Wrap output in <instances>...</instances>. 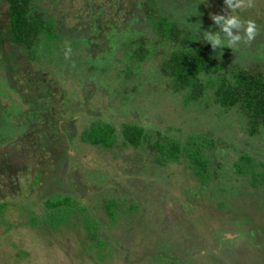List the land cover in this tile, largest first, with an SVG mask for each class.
Masks as SVG:
<instances>
[{
	"label": "rangeland",
	"instance_id": "obj_1",
	"mask_svg": "<svg viewBox=\"0 0 264 264\" xmlns=\"http://www.w3.org/2000/svg\"><path fill=\"white\" fill-rule=\"evenodd\" d=\"M38 1H42L40 3L42 6L57 13L56 18L60 17L58 30L62 32H54L51 36L42 38L38 48L40 56L34 55V63L26 64L22 73L20 67L23 65H19L21 63L15 61L16 65L12 64V71L7 65L0 63V148L5 147L2 151V154L7 155L5 162L9 165L18 162L21 169L25 164L24 169H28V175L21 171L11 177L14 187L30 185L34 177L32 171H36L35 163L39 162L40 158L42 161L41 165L38 164L40 173L46 166L53 171L57 169L51 159V152H45V148L30 141L29 131L32 130L28 129L29 134L25 135L27 129L24 132L25 128L22 127L24 124L21 116L29 105L24 104L20 95L30 93L26 85L33 78V74H38L39 71L44 74L45 79L51 81L50 84L55 85V92L52 94L57 95L54 98L55 105L60 103L57 110L61 109L62 112L66 108L67 113H72L65 114L66 118L59 119V123H66V119H75L79 131L74 136L79 134L78 139H86L83 135L85 130L83 126L91 120V117L85 116V111L91 112L90 115L94 119H100L101 116L114 126L120 125V128L133 119L146 126L151 123L150 126H154H149V129L154 133L157 132L156 129L163 132L168 130L167 125L170 123L174 126L171 130L174 135L179 134L177 127H181L186 133L214 130L216 135L225 137L233 131L225 128L220 132L213 127L212 122H209L212 118L208 113L198 115L196 118H200L199 122L193 118L192 121L184 123L182 117L185 116L186 110L182 105L183 93L164 90L166 81L156 78L158 58L144 62L138 70L128 71L120 67L124 66V62L119 65L115 61L119 56L115 54L112 62L109 60L100 63L104 69L95 72H86L87 69H83L85 61L96 62L99 54L105 57L107 52H113L110 47L108 49L107 41L104 46L95 49V56L92 53L83 56L85 51L82 47L88 46L87 35L101 44L110 35L111 26L117 27L114 36L121 33L120 29L123 26L141 32L150 30V26L144 23L145 19H142V16L139 18L136 14L140 9L137 3L141 0ZM197 1L204 4L210 18L212 15L228 18L233 14L225 0ZM232 3L235 4L236 0H232ZM245 3H248V0H245ZM254 3L255 7L245 11L237 10L235 14L245 21L251 20V17L254 19V16L264 21V0H254ZM161 5L162 9L164 8L163 12L173 11L176 17L184 21L192 16L190 11L191 15L181 14L184 12L182 2L178 8L167 3ZM188 25L192 27L195 24ZM236 31L233 29L234 34ZM81 36V42L75 43ZM258 40V37L254 38L250 45L241 42L233 50L227 47L222 51L217 50L220 55L227 54L235 60L252 63L261 60L259 57L263 54L260 49L257 51L252 47L259 44ZM221 42L223 44V37ZM164 43L169 44L168 41ZM103 48L108 49L107 52L101 51ZM19 58L22 60L21 55ZM35 63L40 66H37L39 71ZM97 66L99 67V63ZM142 81L144 82L141 84ZM9 82L12 83L11 86ZM125 83H139L140 90L143 89V94L132 95L137 109L133 112H130L133 107L120 97L117 98L121 100V105H126V108L108 106L111 104L110 97H113L109 90L118 88L116 91L126 96L122 88ZM102 86H105L107 91L104 89L102 91ZM211 92L210 89L209 93ZM204 100L203 98L200 100L202 102L198 100L192 103L189 108L196 111L204 104ZM63 103L67 104L66 107ZM209 110L213 112L212 108ZM118 112L120 114L117 118L110 116ZM233 115L234 113L230 111L228 119L234 118ZM35 122L37 124L33 129L39 130L38 135H41L37 140H43L41 138L46 135L47 128L37 118ZM69 125L68 122L60 126V130L65 131ZM234 131L236 132V125ZM230 136L232 133L227 137ZM241 136L247 137L245 141L249 143L262 146L264 152V138L249 137L243 133ZM48 142L50 149L53 141L48 139ZM71 146H73L71 151H74L78 160H82L83 164L88 166L85 168L88 172L84 177L90 180V189L88 190L86 182L80 180L81 194L68 193L70 200L61 198L66 202L54 208H47L39 199L37 200L40 191L36 187L25 188L26 190L28 188V197L21 196L23 194L20 192L13 194L14 189H11L10 195L0 196V264H264V183L254 184L251 182V176L239 174L235 169L234 158L237 154L235 150L227 149L224 156L217 155V158L224 160V166L220 169L221 179L219 181L213 178L211 184H208L209 187L203 186L205 192L207 189L210 192L205 194L199 191H202L199 178L194 177L188 169H184L181 161L177 163V159L167 165L157 166L154 176L149 174L151 169H148L150 170L148 174L145 173L147 177L139 181L137 177L126 176L124 173V170L129 169V163L122 165L116 162L118 157L113 154L121 153L120 149H106L110 154L107 157L102 156L104 155L102 150L93 154L91 145L76 146L74 143ZM79 147L82 151H79ZM40 151H43L44 157H40ZM128 151L137 153L141 149L133 147ZM147 155L148 150L144 158L151 162L153 159L147 158ZM49 159L52 160L50 166ZM125 159L127 157L123 158ZM181 159L186 160L182 156L179 160ZM103 164H115L117 168L108 169ZM133 165L130 164V168ZM78 169L83 170L82 166ZM60 177L62 178L61 174L57 177L54 174L51 181L56 182L55 179L62 181ZM33 181L37 182V177ZM71 181H74V178L69 179L67 175L63 177L64 185H69ZM220 184L223 188L219 187ZM216 185L218 189L214 191ZM113 187L117 195L121 193L123 197L125 196V202L132 200L139 202L140 212H128L120 218L115 215L108 218L102 205ZM44 188L49 191L56 190L50 183L43 184L42 190ZM191 190H196L197 194L189 196ZM53 194L47 197L50 198ZM220 200H225L226 205L219 207L217 204Z\"/></svg>",
	"mask_w": 264,
	"mask_h": 264
},
{
	"label": "trees",
	"instance_id": "obj_2",
	"mask_svg": "<svg viewBox=\"0 0 264 264\" xmlns=\"http://www.w3.org/2000/svg\"><path fill=\"white\" fill-rule=\"evenodd\" d=\"M41 2L38 0H0V63L7 65L10 70L12 64L16 65V61L21 63L19 64L20 66L23 65L20 67L22 73L26 64L29 62L34 63V55L40 56L38 48L42 38L51 36L54 32H62L58 30L60 17L57 19V13L51 8L42 6ZM161 3L164 5L165 1L141 0L140 3H137L140 9L136 14H138L139 18L142 16L141 18L145 19L144 23L150 26V30L141 32L123 26L120 29L121 33L114 36L117 27L111 26L109 28L110 35L105 38L104 44L108 41V49L110 47L113 52H107L105 57L99 54L96 62L92 60L91 62L90 60L88 62L85 61L83 69H87L86 72L104 69L100 63L109 62V60L112 62L115 54L119 55L115 61L119 65L124 62V66L120 67H124L128 71L138 70L144 62L158 58L159 68H157L158 75L156 78L166 81V89L164 88V90L183 93L182 105L185 107L184 110H186L185 116L182 117L183 122H190L193 118L199 122L200 118L196 117L208 113L210 118H212L209 122H212L213 127H216L220 132L225 130V128L232 129L233 131L229 132V134L232 133V136L227 137L229 134L226 137L216 135L214 130L186 133L183 132L181 127L176 128L179 134L174 135L171 132L174 128L171 123L167 125L168 130L163 132V130L156 129L157 132L154 133L149 129L154 125L150 126V123L146 126V124L140 123L135 119L120 128V125L119 127L114 126L113 123L105 121L101 116L100 119H94L90 115L91 112L87 111H85V116L87 118L91 117V120L83 126L85 129L83 135L86 136V139L76 142V139L71 134L69 137L67 133L64 136L77 145L83 146L87 144L93 146V154L102 150V153H104L102 156L109 157L110 154H108L106 149H120L121 153L113 154L116 158L118 157L116 162H120L122 165L129 163L128 168H130V164H134L132 166L133 169H140L138 175L142 177L141 180L145 179V176L147 177L145 173L148 174L150 171L148 169H151L149 174L154 176L157 166L167 165L177 159V163L181 161L184 169H188L194 177L199 178L198 182L202 188V191H199L201 193L205 192V187L203 186H207L213 178L220 181V169L224 166V160L223 158H217V155L224 156L225 151L231 149L237 153L234 160L237 164H235V169L238 170L239 174L246 177L251 176V182L254 184L264 183V152L262 146L249 143L245 141L247 137L242 138L241 136L243 133L249 137L264 138V21H261V18L257 16H254V19L251 17V20L257 25V35H260L256 36L259 38L257 43H263L262 46L254 44L252 47L256 48L257 51L260 49L263 54L261 53L262 57H259L261 60L245 63L241 60H235L227 54L220 55L218 50L212 49L211 42L207 43L204 41L203 32L209 30L212 31V35L220 34V37L225 39L221 25L215 24L209 17L204 4H199L196 25L190 27L188 24L194 22V19L188 23L176 17L173 11L169 13L163 12L164 8L162 9ZM81 39L82 36L77 41L75 40V43L81 42ZM165 41H168L169 44L164 43ZM95 43L91 40L87 47L83 45L82 49L85 51L83 56L92 53L91 49ZM90 44H92V47L89 46ZM157 46L163 48L157 49ZM99 47L94 49L97 50ZM4 49L7 51L5 52ZM16 50L18 55L22 56V60L17 53L13 56ZM16 57L18 59H15ZM20 60L21 62H19ZM98 63L99 67L97 66ZM35 66L39 65L35 63ZM39 67H37L38 71ZM33 75V78L26 85L27 88L29 87L30 93L24 96L20 95L24 104L29 105V108L21 116L22 124H24L22 127L25 128L24 132L27 129L25 135L29 134L28 129L32 130L29 131L31 135L40 132L37 129H33L37 124L35 122L36 118L46 126V134L57 135L60 133V126L66 125V123H59V119L63 120L66 118L65 114L71 115L72 113H67L66 108L62 112L61 109L57 110V106L60 103L55 105L54 98L57 95L55 93L52 94L55 92V85L50 84L51 81L45 79L43 73L39 71L38 74L35 73ZM143 82L140 83L142 84ZM141 84L125 83L122 88L126 96H122L121 92L116 91L118 88L109 90L112 92L110 94L113 97H110L111 104L108 106L116 105L117 108L120 106L126 108V105H121V100L118 99L120 97L133 107L130 112L137 110L135 109L132 95L143 94V89L140 90ZM103 89L106 90L105 86H102V91ZM210 89L212 91L211 94L209 93ZM203 98L205 99L203 101L204 104H201L199 109L195 111V109L189 108V105L196 101L198 102V100L202 102L200 100ZM63 105L66 107L67 104L63 103ZM210 108L213 109V112L209 110ZM79 110H81L80 105ZM230 111L234 113V118L232 117L229 120L228 114ZM194 112L201 113L197 114ZM93 114L99 115L97 113ZM119 114L118 112L110 116L117 118ZM235 125L236 132L234 131ZM228 138L232 139L229 140ZM133 147L141 149V151L137 153L128 151ZM147 150L149 151L147 158L153 159L151 162L144 158ZM181 156L186 160H179ZM124 157H127V159L123 160ZM49 160L52 161L51 159ZM44 162L47 163V161ZM38 164H42L41 159L35 163L37 169L39 167ZM48 164L50 166L51 163L49 162ZM136 164H138V168H136ZM55 165L58 167L62 166L61 162H55ZM103 166L108 169L117 168L115 164H103ZM44 168L46 169L47 166ZM23 172L25 173L24 170ZM132 176L137 177V174L132 173ZM35 178L34 176L31 182H34L33 179ZM37 180V182L30 183V185H21V192L27 195L26 187H38L40 180ZM219 187L223 188V185L220 184ZM213 189L214 191L218 189V185ZM39 191L37 200L39 199V202L41 201V204L47 208L62 206L66 202L65 200H70L67 195L69 192L63 193L66 191L63 189L50 192L45 191V189H39ZM206 192L210 194L208 189ZM206 192L205 194H207ZM51 193L54 194L50 198L47 197ZM13 194H17V192L15 191ZM194 194H197L196 190H191L189 196ZM57 195L61 196L56 197ZM121 196V193L117 195L115 189H111L108 193L105 203L102 205L108 218L114 215L120 218L128 212H140L139 202L133 200L125 202V196ZM217 205L222 207L226 205V201L220 200ZM186 206L183 205V207ZM105 220L108 222L107 218Z\"/></svg>",
	"mask_w": 264,
	"mask_h": 264
},
{
	"label": "flooded vegetation",
	"instance_id": "obj_3",
	"mask_svg": "<svg viewBox=\"0 0 264 264\" xmlns=\"http://www.w3.org/2000/svg\"><path fill=\"white\" fill-rule=\"evenodd\" d=\"M163 1L164 0H162V2ZM160 2H161V0H160ZM181 2H182L183 9H184V12L181 13V14H183V15H191L190 14V12H191L192 13L191 18L189 20H188V18H186V20L187 21H192L194 19L195 21L192 22V23L195 24L196 23V15L199 13V4H200L197 0L196 1H194V0H175V1L174 0H166L165 4L167 3V4H171V5H176L177 8H178V5H180ZM180 11H181V8H180ZM94 24H96V22H94ZM82 31L86 32L87 30L86 31L82 30ZM87 33H89V32L87 31ZM87 38H88V41L86 43L87 45L89 43H91V40L94 41L93 37L90 36V35H87ZM94 42H96V41H94ZM104 45H105L104 43H101V44L100 43H95L93 45V48L91 49L92 53H93V56H95V53H94L95 49L94 48L95 47H99V46L102 47ZM89 46L92 47V44H90ZM107 50L108 49L105 50L103 48L101 51L107 52ZM4 51L6 52L7 50L4 49ZM17 52L18 51L16 50V52H14L13 56ZM17 55H18V53H17ZM19 56L20 55H18V57ZM66 120H67L66 124L68 122L70 123L67 131L66 130L65 131L64 130H60V133L57 134V135H55V134L52 135V134H48L47 133L46 135L43 136V138H41L43 140H40V141H38L39 140L38 138L41 137V136L38 135L37 133H34L33 135L30 136V141L36 142L39 145V147H41V148H45V152H47V153H48V151L51 152V157H52L51 159L53 160V162L54 163L55 162H57V163L61 162L62 166L58 167L57 165H55L56 168H57L56 171L55 170L53 171V169H48V167H47L46 168V172H45V168L43 169V172H45V173H43V172L40 173L41 172L40 169H38V170L36 169L35 172L34 171H32V172H33L34 176H36L37 179L40 180L39 186L38 187L35 186L37 189L38 188L42 189L43 184L50 183V184H52L53 186L56 187V190H60V189L66 190L63 193L75 192L76 194L80 195L81 192H79V185H80L81 182H86L88 184V190L90 189V186H89V184H90L89 181L90 180H88V178L84 177L85 173L88 172V171H86L87 169H85V168L88 167V166L86 164H83L82 160H78V158L75 156L74 151H71V150H73V146H71V145H73L74 143H72V141L70 142L68 137L70 136V134H71V136H74L75 134L78 133L79 129L77 128V124H76L77 121L75 119H71V120L66 119ZM62 126L63 125H61V127ZM66 133H67L68 137L64 136V135H66ZM21 136L22 135H20V137ZM78 136H79V134H78ZM78 136L77 135L74 136V138L76 139V142H80V140H81V139H78ZM63 137H65V138H63ZM48 139H51V141H53V142H51V145H50L51 151H50L49 146H48V144H50L48 142ZM76 146H77V144H76ZM4 148L5 147H1L0 148V184H2V187H0V196H4L5 194L6 195L9 194L11 189H14L17 193L20 192V193L23 194V192H21L20 186H18V187H14L13 186L14 184H12L13 180H12L11 177L16 176V173H20L23 170L27 173L28 169H24L25 168V164H23V169H21V167L19 166L18 162H16V164H14L15 162H12V165L11 164L9 165L8 162H5V160H7L6 159L7 155L6 154H2V151L5 150ZM79 151H82V149H80V147H79ZM40 157H44L43 151H40ZM11 161H13V160L11 159ZM50 163H51V161H50ZM96 164H97V162L95 161V165ZM80 166H82L83 170H81V169L79 170L78 169V168H80ZM70 167H71V169H70ZM131 169H133V168H129L127 170H124V173H126V176L127 175L128 176L132 175V173H136L137 174V178L140 181L141 178H142V177H140L138 175V173L140 172V169L139 170L136 169V170H133V171H131ZM11 170H13V172L10 173ZM76 170H78V171H76ZM56 173H57V175H59V174L62 175V178L61 177L59 178L62 181H57L58 179H55L56 182H52L51 181L52 176H53V179H54V174L57 177ZM66 175L69 177V179L74 178V181H71V183L69 182V185H64V182H63V177L66 176ZM80 180H82V181L80 182ZM31 183H34V182H31ZM56 183H58L59 185L56 184ZM83 184L85 186H87L85 183H83ZM109 185H110V183H109ZM5 187H6V189H5ZM35 187H33V188H35ZM113 189H114V187H113ZM27 190H26V192H27ZM32 190L33 189H30V191H32ZM45 191L50 192L49 189H47V190L45 189ZM28 193H29V191L27 192V195H28ZM97 193H98V191H97ZM27 195L23 194L22 196L26 197Z\"/></svg>",
	"mask_w": 264,
	"mask_h": 264
},
{
	"label": "clouds",
	"instance_id": "obj_4",
	"mask_svg": "<svg viewBox=\"0 0 264 264\" xmlns=\"http://www.w3.org/2000/svg\"><path fill=\"white\" fill-rule=\"evenodd\" d=\"M225 2L229 5V8L233 10V14L228 18L219 15L211 16L215 24L221 25L225 37L223 44L220 34L212 35L211 30L203 32L204 41L207 43L211 42L213 50L219 49L221 51L225 47L233 50L237 48L241 42L250 45L257 35V25L253 20H241L235 13L237 10L245 11L255 7L254 0H248V3H245V0H236L235 4L232 3V0H225ZM221 21H223L222 24ZM233 29L237 30L235 34L233 33Z\"/></svg>",
	"mask_w": 264,
	"mask_h": 264
}]
</instances>
